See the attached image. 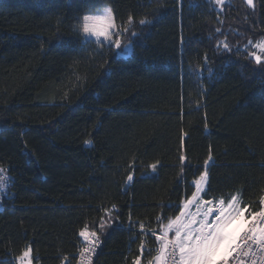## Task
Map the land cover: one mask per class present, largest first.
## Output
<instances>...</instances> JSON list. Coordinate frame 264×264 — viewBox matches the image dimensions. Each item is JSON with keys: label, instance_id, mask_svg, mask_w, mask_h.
<instances>
[{"label": "trees", "instance_id": "obj_1", "mask_svg": "<svg viewBox=\"0 0 264 264\" xmlns=\"http://www.w3.org/2000/svg\"><path fill=\"white\" fill-rule=\"evenodd\" d=\"M254 5L0 0V264L26 248L33 264H80L85 225L100 236L92 264H131L141 240L147 264L157 217L178 215L205 170L201 197L239 192L260 209L264 63L248 53L264 40V0ZM104 6L117 24L133 17L124 56L76 30Z\"/></svg>", "mask_w": 264, "mask_h": 264}, {"label": "snow or ice", "instance_id": "obj_2", "mask_svg": "<svg viewBox=\"0 0 264 264\" xmlns=\"http://www.w3.org/2000/svg\"><path fill=\"white\" fill-rule=\"evenodd\" d=\"M224 2L225 0H214L216 5H223ZM246 4L249 8H255L254 0H246ZM145 23L146 20H139L140 25ZM132 25L131 16L126 24H117L113 10L106 7L103 15H84L82 22L77 21L76 30L82 32L85 38H95L98 45L109 48L114 46L118 50L116 55H120L121 38L130 31ZM131 35L135 36L136 33L132 32ZM223 46L226 51L230 50L227 43ZM254 48L258 52H250L248 55L254 63L261 65L264 63V40L254 44ZM85 143L90 144L91 141ZM179 159L183 163L185 157L180 156ZM211 159L210 155L205 161L206 168ZM151 167L153 171L156 170V164ZM208 177L207 170L199 176L196 191L190 199L182 201L178 215L168 217L167 223L157 217L160 234L157 235L155 230L151 231L158 247L154 249L155 254L147 264H242V257H255L257 254L264 260V196L260 198V209L252 212L248 211V205L242 206L239 192L227 200L204 199L200 194L208 184ZM9 179L5 170L0 169V190L5 189ZM127 180L132 181L133 176L128 175ZM193 206L196 208L195 212L191 211ZM101 226L103 227V223ZM144 227L143 224L140 225L141 231ZM79 235L86 241V246L80 252V264H92V256L100 245V236L96 231H89L87 225ZM139 249L141 255L136 256L131 264H141L145 249L143 240ZM17 260L18 264H33L31 248H26ZM252 264H257V261L253 259Z\"/></svg>", "mask_w": 264, "mask_h": 264}, {"label": "rangeland", "instance_id": "obj_3", "mask_svg": "<svg viewBox=\"0 0 264 264\" xmlns=\"http://www.w3.org/2000/svg\"><path fill=\"white\" fill-rule=\"evenodd\" d=\"M213 3H214V0H211ZM227 2H229V0H225V2H224V4H226ZM244 2L246 3V0H244ZM215 4V3H214ZM224 4L223 5H216V7L217 8H222L223 6H224ZM107 6H104V7H101V8H99V10L97 11V12H94V13H92V14H90V15H103V13H104V10H105V8H106ZM86 39H89V40H92V41H94V42H96L95 41V38H86ZM126 45H123L122 43H121V50H119L120 51V55L121 56H124V55H126L127 53H129V50H130V45H128L129 47H125ZM118 51V50H117ZM256 51H258L257 49H256ZM205 189H206V186H205ZM205 191V190H204ZM1 190H0V194H1ZM203 193V192H202ZM201 193V194H202ZM200 194V195H201ZM191 211H193V212H195L196 211V208H195V206H193L192 208H191ZM245 215L247 216V213H245ZM170 235H172L171 233H170ZM16 264H18V260H16Z\"/></svg>", "mask_w": 264, "mask_h": 264}, {"label": "built area", "instance_id": "obj_4", "mask_svg": "<svg viewBox=\"0 0 264 264\" xmlns=\"http://www.w3.org/2000/svg\"><path fill=\"white\" fill-rule=\"evenodd\" d=\"M80 252L78 253V259L79 260H80ZM253 259H255L257 261V264H264V260H262V258L259 254H257V256H255V257H252L251 255L249 257H242L241 258L242 264H252Z\"/></svg>", "mask_w": 264, "mask_h": 264}]
</instances>
